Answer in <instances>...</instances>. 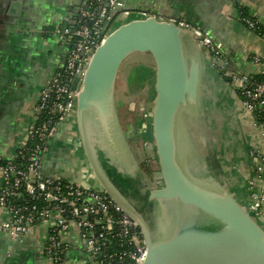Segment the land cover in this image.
<instances>
[{
  "label": "water",
  "instance_id": "obj_1",
  "mask_svg": "<svg viewBox=\"0 0 264 264\" xmlns=\"http://www.w3.org/2000/svg\"><path fill=\"white\" fill-rule=\"evenodd\" d=\"M123 9L132 10L126 1ZM134 53H149L155 63L151 116L161 185L149 188L146 201L163 206L159 229L111 175L145 177L117 103L122 64ZM208 56L206 47L175 19L149 15L112 29L92 53L81 82L74 135L100 187L138 223L147 244L141 264H264L259 216L217 182L204 163L195 164L198 145L190 126L202 130L201 125L213 121L212 115L205 118L215 97L206 81L208 75L215 77Z\"/></svg>",
  "mask_w": 264,
  "mask_h": 264
},
{
  "label": "crops",
  "instance_id": "obj_2",
  "mask_svg": "<svg viewBox=\"0 0 264 264\" xmlns=\"http://www.w3.org/2000/svg\"><path fill=\"white\" fill-rule=\"evenodd\" d=\"M85 1L0 0V4H3L0 8V159L13 156L18 146L27 140L26 130L36 119V105L41 90L53 72L61 66L66 53L67 46L59 37L64 29L61 32L58 29L73 25V14ZM125 1L132 10L127 14L119 13L115 27L149 15L159 19H181L206 30L221 45L220 57L212 59L208 56L214 65L226 71L225 76H222L216 66L211 70L217 80L215 89H218L214 94L217 96L215 102L219 119L209 121V129L217 130L219 138L209 143L214 145L211 165L203 163L217 182L246 206H250L256 196H264V130L242 104L236 83H232L230 77L254 74L260 68L252 56L264 57V34L256 29L258 24L264 26V0ZM247 20L256 21V27H248ZM146 54L151 55H141ZM136 55L132 54L133 57ZM153 69L155 97V63ZM120 75L121 70L118 79ZM117 103L132 150L144 143V140L153 142L152 125L147 134L141 136L142 120L140 112L135 111L134 102L126 105L125 117L120 111L122 103L118 97ZM72 129L77 130L76 121L64 124L62 130L49 142L44 174L61 175L72 181L83 180L93 186H100L89 167L82 145L70 142V136H75ZM198 148L200 151V146ZM146 151L148 155H154V148ZM75 153H78L85 165L73 164ZM80 165L85 168L78 169ZM129 178L135 180L136 177ZM144 178L146 185L134 188V197L130 196L140 208L142 198L136 196H146L149 188L161 184L158 170L149 171L147 175L145 173ZM1 181L0 174V185ZM7 218V213L0 207V220ZM260 219L264 225V213ZM47 235L48 229L45 226H37L18 239L11 238L6 231H0V264H49L44 251ZM68 240L67 264H88L84 242L76 234L69 236Z\"/></svg>",
  "mask_w": 264,
  "mask_h": 264
},
{
  "label": "built area",
  "instance_id": "obj_3",
  "mask_svg": "<svg viewBox=\"0 0 264 264\" xmlns=\"http://www.w3.org/2000/svg\"><path fill=\"white\" fill-rule=\"evenodd\" d=\"M123 7L124 0L85 1L75 25L63 31L62 41L67 46L63 64L41 90L36 119L26 130L27 140L0 164V207L8 215L0 220V231L18 239L37 226H45L44 251L49 264H67L68 237L73 234L84 242L88 264H141L147 255L138 223L100 186L61 175L48 176L43 170L49 142L64 124L76 121L77 97L91 55L115 28L119 13H129ZM175 21L191 31L211 57H220L221 45L209 32L185 20ZM246 24L255 28L257 22L247 20ZM252 59L260 65L259 70L242 75L235 86L242 104L264 130V57L254 55ZM141 120V128H149L151 111L143 110ZM263 203L264 196H256L247 207L261 218Z\"/></svg>",
  "mask_w": 264,
  "mask_h": 264
},
{
  "label": "rangeland",
  "instance_id": "obj_4",
  "mask_svg": "<svg viewBox=\"0 0 264 264\" xmlns=\"http://www.w3.org/2000/svg\"><path fill=\"white\" fill-rule=\"evenodd\" d=\"M115 25H113L114 27ZM116 28V27H115ZM143 53H137L136 57L130 56L122 64L121 75L117 82V97L120 103H122L120 111L123 112V116L126 115V105L134 102L135 111H139L140 119H143V110L150 112L153 106L154 91H153V63L154 60L151 55H141ZM145 56V57H142ZM133 100V101H132ZM125 105V106H124ZM208 124V123H207ZM211 123H209V126ZM150 128V127H149ZM142 131L141 136L147 134L148 129ZM197 128V127H196ZM198 129V128H197ZM195 129V136L197 145L200 146V158L207 165H211L213 160L214 145H210L214 139H218V131L210 128L206 130L204 126L201 129ZM140 136V139L142 137ZM143 142V141H142ZM145 142V140H144ZM211 142V143H210ZM210 143V144H209ZM147 144V143H146ZM145 143H141V150ZM199 161V160H198ZM72 162L74 165L84 164L81 157L79 158L78 153H75L72 157ZM77 168V166H72ZM151 170H158V162H151L149 168ZM85 167L80 165L78 169L83 170Z\"/></svg>",
  "mask_w": 264,
  "mask_h": 264
},
{
  "label": "flooded vegetation",
  "instance_id": "obj_5",
  "mask_svg": "<svg viewBox=\"0 0 264 264\" xmlns=\"http://www.w3.org/2000/svg\"><path fill=\"white\" fill-rule=\"evenodd\" d=\"M81 7H82V5L74 12V14H73V16H72V20L71 21H73V22H76V20H77V17H78V14H79V11H80V9H81ZM73 24V23H72ZM67 26H71V25H67ZM67 26H65V27H61V28H59L58 30H59V32H61V30H63V29H65ZM61 35V36H60ZM59 35V37L62 39L63 38V34H60ZM211 58H213V57H211ZM215 66L219 69V71H220V73H221V75L222 76H225V74H226V71H224L223 69H222V67L221 66H218V65H216L215 64ZM215 75V74H214ZM242 76H241V74H237V75H233L232 77H230L231 78V82L232 83H236L240 78H241ZM230 80V79H229ZM207 82H208V85L210 86V88H211V91L213 92V93H215L216 92V90L218 89H215V90H212V86L214 87V85H215V88L217 87V80H216V78L214 77L213 78V74L211 75V76H209L208 75V78H207V80H206ZM205 81V82H206ZM232 83H231V85H232ZM216 98H217V96L215 95V97H214V99H213V101H212V103H213V107H211V109H206V115H205V118L207 119L210 115H212L213 116V119L214 120H218L219 119V110H218V106H217V104H216V102H215V100H216ZM217 101V100H216ZM209 123H211V122H208V124ZM204 125V124H203ZM206 123H205V125H204V127H205V129L206 130H209V127H207L206 128ZM190 130H191V137L194 139V141L196 142V138H195V136H193V134L195 135V127L191 124V126H190ZM75 132L76 130L75 129H72L71 130V132ZM70 139H71V143L73 144V142H74V145L76 144V143H78V144H81V142H80V139H79V137H76V136H70ZM145 143V142H144ZM141 144H139L137 147H133L135 150H133L134 152H135V155H136V157H137V160H138V165H139V168L141 167V169H143V171L146 173V175L148 174V172H149V166H150V164H151V162H156L157 161V159L155 160V159H153V160H151V161H148V158H150L149 157V155L147 154L148 152L146 151V150H148L149 148H152V150H153V148H154V143L153 142H151V143H149L148 142V144H145L144 146H143V148H142V150H141ZM194 152H195V155H197L198 156V162H195V164H197V166L200 164V165H203V161L201 160V158L199 157L200 155L199 154H201L200 153V151H199V148H198V146L196 147V145L194 146ZM145 154H146V156H145ZM202 163V164H201ZM111 165H114V164H111ZM197 168V167H196ZM114 171V170H113ZM116 171V170H115ZM112 176H113V178H114V180L116 181V182H118L119 184H120V186L126 191V193L127 194H129L130 196H133V194H132V192H134V188H137L138 186H144V185H146V181H145V178H144V176H141L140 177V180H131V178H129V177H124V176H121V174L120 173H116L115 174V172H112V174H111ZM136 185V186H135ZM161 185V184H160ZM142 197H139L138 195L136 196V198H142V202H141V209L143 210V212H144V214L146 215V217L147 218H149L150 220H151V222H152V224L154 225V226H156L157 227V229H159V222H158V215H159V210H162V208H163V206L160 204L159 206H157V207H155L156 205H153L152 203H147V199H146V196L145 195H141ZM134 197V196H133ZM139 203H140V201H139Z\"/></svg>",
  "mask_w": 264,
  "mask_h": 264
},
{
  "label": "trees",
  "instance_id": "obj_6",
  "mask_svg": "<svg viewBox=\"0 0 264 264\" xmlns=\"http://www.w3.org/2000/svg\"><path fill=\"white\" fill-rule=\"evenodd\" d=\"M256 29H257V31H259L260 33H262V34H264V26L263 25H261V24H258L257 25V27H256ZM257 77H259V78H262V76L260 77V76H257ZM149 157L150 158H148V161H151V160H153V159H157V156H156V154H155V149H154V155H149ZM2 163H5V160L4 159H0V164H2ZM150 170V172H152V170H151V167L149 168Z\"/></svg>",
  "mask_w": 264,
  "mask_h": 264
}]
</instances>
